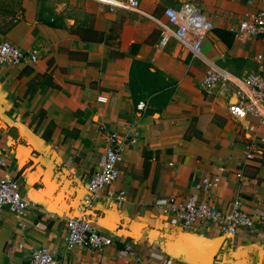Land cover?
Returning <instances> with one entry per match:
<instances>
[{
	"label": "crops",
	"instance_id": "crops-1",
	"mask_svg": "<svg viewBox=\"0 0 264 264\" xmlns=\"http://www.w3.org/2000/svg\"><path fill=\"white\" fill-rule=\"evenodd\" d=\"M188 1L200 5L215 28L233 32L262 6L260 0H147L141 11H126L88 1L93 24L61 20L57 27L38 18L36 0H26L21 21L6 30L5 22L0 24V41L36 48L39 56L36 63L0 64V179H18L22 195L34 203L22 215L0 213V264H27L32 251L43 246L51 248L57 264H190L173 251L182 232L209 238L225 233L213 224L183 228L159 207L171 195L223 209L241 200L244 210L264 216V124L253 114L236 118L229 108L234 95L230 100L199 88L206 62L178 58L174 43L158 47L157 19L166 7ZM79 26L112 38L85 41L72 31ZM203 54L207 62L242 77L258 68L264 38L238 34L228 47L213 30ZM134 58L178 81L175 101L161 113L149 114L134 102L129 88ZM112 132L128 139L114 185L126 190L127 198L121 206L102 198L88 213L112 243L96 251L68 246L67 219L83 196L85 180L103 160ZM204 177L211 185L198 189ZM214 264H264V220L252 231L242 228L226 236Z\"/></svg>",
	"mask_w": 264,
	"mask_h": 264
},
{
	"label": "built area",
	"instance_id": "built-area-1",
	"mask_svg": "<svg viewBox=\"0 0 264 264\" xmlns=\"http://www.w3.org/2000/svg\"><path fill=\"white\" fill-rule=\"evenodd\" d=\"M100 2L111 9L117 7L126 11L140 10L139 0H120L117 5ZM260 2L262 6L257 12L241 20L239 27L235 30L236 35L264 38V0ZM157 21L162 29L158 42L161 50L167 49L174 43L175 55L178 58L200 59L209 65V69L199 83V88L203 92L207 94L225 93L230 100L234 95L229 108L236 118L245 119L253 114L264 124V54L257 56L258 68L256 70L242 77H236L218 68L211 61H206L203 54L204 40L215 26L200 5L188 1L179 6L166 7L162 18ZM38 59L36 48L23 50L10 40L0 41L1 65L36 63ZM138 107L146 108L147 103L140 101ZM126 141L128 139H124L117 132L109 135L105 156L94 174L85 180L83 196L76 204L74 215L67 219L65 241L68 246H82L96 251L112 243L107 235L92 225L88 213L102 198H108L119 206L125 203L127 191L116 189L114 185L121 175L120 165L125 159L124 143ZM252 157L251 153L247 154V158ZM204 185L208 187L211 185L209 177H204L196 187L200 189ZM20 187V182L16 178L0 179V213L8 210L22 215L34 204L22 195ZM159 207L164 213L174 215L185 229L213 224L226 236H232L242 228L252 231L257 223L264 220V216L244 210L241 200H236L231 208L223 209L207 200L171 195L165 203L159 204ZM27 264H57V261L51 248L43 246L32 251Z\"/></svg>",
	"mask_w": 264,
	"mask_h": 264
},
{
	"label": "trees",
	"instance_id": "trees-1",
	"mask_svg": "<svg viewBox=\"0 0 264 264\" xmlns=\"http://www.w3.org/2000/svg\"><path fill=\"white\" fill-rule=\"evenodd\" d=\"M22 19H17L21 21ZM60 27L56 23H50ZM72 31L80 33L83 40L91 42H103L112 38H105V33L94 29L93 26L78 27ZM216 35L228 46L233 44L235 32L225 28H214ZM108 42V41H107ZM113 54L125 55L124 52L113 50ZM178 81L159 68L154 63L134 58L129 72V88L136 105L140 101L147 103L146 112L149 114L161 113L167 105L175 101L174 94Z\"/></svg>",
	"mask_w": 264,
	"mask_h": 264
},
{
	"label": "rangeland",
	"instance_id": "rangeland-1",
	"mask_svg": "<svg viewBox=\"0 0 264 264\" xmlns=\"http://www.w3.org/2000/svg\"><path fill=\"white\" fill-rule=\"evenodd\" d=\"M88 1L101 3V0H36L38 18L40 20L49 19L52 23L64 21L65 24H73L75 20H78L81 22H87V25H91L94 22V13L91 9V4ZM145 1L147 0H139L140 11L142 7H144ZM106 2L117 5L120 0H106ZM25 3L26 0H0V24L5 22V25L3 26L4 30L14 24L17 19H23V15L27 9L24 6ZM165 6L166 5L164 4L160 5L154 14L158 15ZM114 9L122 10L117 7H114ZM136 15L140 17L141 13L137 12ZM198 62L199 61L196 60V63Z\"/></svg>",
	"mask_w": 264,
	"mask_h": 264
},
{
	"label": "water",
	"instance_id": "water-1",
	"mask_svg": "<svg viewBox=\"0 0 264 264\" xmlns=\"http://www.w3.org/2000/svg\"><path fill=\"white\" fill-rule=\"evenodd\" d=\"M79 202V201H78ZM226 234L209 238L200 234L182 232L173 242V251L186 256L190 264H214Z\"/></svg>",
	"mask_w": 264,
	"mask_h": 264
}]
</instances>
